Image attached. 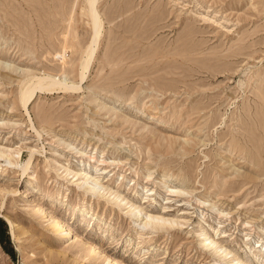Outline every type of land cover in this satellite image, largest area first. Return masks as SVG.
Here are the masks:
<instances>
[{
    "label": "rangeland",
    "instance_id": "1",
    "mask_svg": "<svg viewBox=\"0 0 264 264\" xmlns=\"http://www.w3.org/2000/svg\"><path fill=\"white\" fill-rule=\"evenodd\" d=\"M98 9L81 82L86 0H0V264H264V0ZM47 76L80 88L24 108Z\"/></svg>",
    "mask_w": 264,
    "mask_h": 264
},
{
    "label": "bare ground",
    "instance_id": "2",
    "mask_svg": "<svg viewBox=\"0 0 264 264\" xmlns=\"http://www.w3.org/2000/svg\"><path fill=\"white\" fill-rule=\"evenodd\" d=\"M99 1L100 0H86L87 15L90 19V24H91L93 36H92V41L87 48V52L85 53V54H87L86 65L83 64L82 68H81L82 69V71L80 73L81 82H83L86 79L87 74L89 73V71H90V69H91V67L95 61L94 59H95V56L99 50V46H100V42H101L100 39H101V35H102V30H103V20H102L101 13L98 9ZM40 80H41V82L39 83V85L27 87L26 90L24 91V93L21 95V103H22L24 108L27 109L28 103L31 101V99L34 97V95L37 91L50 93V92H54V91H70V90L75 91V90H78L80 88L79 86H77L73 83H72V85H70L68 83L63 84V82L60 79L54 78L51 76H47V77L42 78ZM9 164H12V163L9 162ZM25 171H26V169H25ZM85 178L86 179L83 182V184L81 185V187L84 188L87 192H93L94 193L96 191V188H97L96 181L93 180L92 177H89V176H86ZM133 207H135V206H132V208ZM36 211L37 212H40V211L43 212L44 210H42V207H39L38 210H36ZM142 214H143V211L139 210L138 208H135L134 212L131 215V219L134 222H140L143 218V220H146L145 223L143 224V227H149V226H151V224H153V222H155V220H160V218H156L152 215H146L143 217ZM83 216H84V213H83ZM45 218H47L48 222L50 223V230L53 231L54 233L60 235L61 238H63V239H68L70 237L75 238L71 228H68V226H66L60 218L52 217L50 214H47V213H46ZM10 225H11V228L13 231V229L15 227V223H10ZM206 236L207 235L204 234V237H206ZM205 241H207L206 243L210 242L209 246L215 245L217 251H223L224 250L225 252H227V254L231 253V252L225 250L223 246L215 244L216 243L215 239L209 238L208 240H206V238H205ZM97 250L98 249L94 245H92L89 252L91 255H95V256H98V254L101 255ZM253 255L258 260L261 257H264V254L261 251L257 252V253L255 252V253H253ZM98 258L100 259L101 256H99ZM109 260H110V258L107 257L104 262H109ZM232 262H236L237 264H246L245 261L241 260V258L237 257L236 255L233 256ZM111 264H124V262H122L120 260H114L113 262H111Z\"/></svg>",
    "mask_w": 264,
    "mask_h": 264
},
{
    "label": "trees",
    "instance_id": "3",
    "mask_svg": "<svg viewBox=\"0 0 264 264\" xmlns=\"http://www.w3.org/2000/svg\"><path fill=\"white\" fill-rule=\"evenodd\" d=\"M3 237L7 238L6 229L4 228V223L0 222V243L3 244Z\"/></svg>",
    "mask_w": 264,
    "mask_h": 264
}]
</instances>
